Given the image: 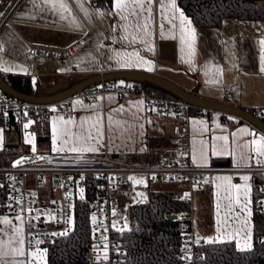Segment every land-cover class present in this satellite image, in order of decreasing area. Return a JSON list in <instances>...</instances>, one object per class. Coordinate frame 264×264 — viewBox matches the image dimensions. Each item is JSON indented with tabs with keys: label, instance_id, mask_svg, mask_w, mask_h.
I'll list each match as a JSON object with an SVG mask.
<instances>
[{
	"label": "crops",
	"instance_id": "1",
	"mask_svg": "<svg viewBox=\"0 0 264 264\" xmlns=\"http://www.w3.org/2000/svg\"><path fill=\"white\" fill-rule=\"evenodd\" d=\"M63 3L70 13L60 8V0H0L1 72L30 75L34 79L33 89L37 80L43 89L55 84L62 89L97 73L142 70L155 72L204 98L264 112L262 22L228 17L220 27L210 29L185 23L182 42L179 13L184 11L177 0H174L175 7L173 0H151V3L122 0L125 5L122 10L115 7V0L103 9L96 7L92 0H80V3L63 0ZM184 16L190 20L185 13ZM86 26L90 28L87 46L67 59L44 60L34 65L26 52L25 41L63 46L81 36ZM191 29L195 30L194 40ZM71 79L75 81H67ZM223 88L233 91L228 101ZM68 101L70 113L62 111V103L52 104L45 120L49 132L47 141L38 143L37 123L20 126L23 146L46 144L51 151L62 149L55 152H84L71 149L95 147L97 151L86 153L118 154L119 158L132 156L133 159L147 152L159 155V160L178 155L170 143L175 124L173 112L157 120L153 110L138 96H130L123 104L114 90L88 100L76 94ZM226 115L200 108L193 110L189 119V158L197 165L228 163L231 167L264 168V156L254 151L253 144V141L260 142L263 132L240 118L229 120ZM0 130L1 149L5 142L2 125ZM23 146L19 150L27 151ZM244 176L249 179H241ZM222 177L231 179H218ZM262 184L247 171L213 173L204 188L192 192L193 233L207 241L233 242L238 250L251 249L255 242L254 198L257 194L264 205ZM41 188V193L42 189L36 192L45 194L46 187ZM237 196L242 205L247 204L250 216L249 211H242L236 205ZM5 220L9 223H4ZM257 228L264 229V220L257 222ZM23 230L20 214L7 210L0 213V252L9 253L0 256V261L47 264L46 241L29 247ZM249 230L250 238L247 237ZM248 243L251 247L245 248ZM16 248L24 255L14 254Z\"/></svg>",
	"mask_w": 264,
	"mask_h": 264
},
{
	"label": "built area",
	"instance_id": "2",
	"mask_svg": "<svg viewBox=\"0 0 264 264\" xmlns=\"http://www.w3.org/2000/svg\"><path fill=\"white\" fill-rule=\"evenodd\" d=\"M89 34L90 28L86 26L81 36L63 46L25 41L26 52L34 65L44 60L67 59L87 46ZM31 83L34 84L33 78ZM108 90H114L123 104L128 102L130 96H138L153 110L157 120H163L168 112H173L175 124L170 143L178 155L157 161H124L109 154L20 150L9 165L0 166V173L3 174L0 187H4L8 192V211L18 213L23 218L24 238L29 247H37L43 241L73 232L74 202L76 199L85 200L90 210L93 232V264H123L126 249L121 239L128 229L131 207L149 201V189L153 183L186 182L188 195L184 196L183 201L189 203L190 214L192 192L204 188L209 177L217 171H229L234 174L247 171L264 183V168L261 167L197 165L192 162L189 158V119L195 106L191 103L136 92L122 84L111 88L107 83H101L84 89L78 95L88 100L103 95ZM223 92L225 100L228 101V96L232 95L233 91L223 88ZM68 100L58 102L62 103L61 109L64 113L71 111ZM51 106L52 104L27 102L0 91V111L4 114L12 113L21 127L29 122L45 121ZM226 116H229V120L236 118ZM18 160L22 162L17 165L15 162ZM130 176L143 179L144 182L135 183L128 179ZM33 185H43L47 192L40 195ZM260 190L264 193L263 184ZM189 216L191 218V215ZM182 240L185 246L180 264H197L202 255L196 246L205 242V239L195 235L189 223L183 231ZM105 255L107 259L104 258Z\"/></svg>",
	"mask_w": 264,
	"mask_h": 264
},
{
	"label": "trees",
	"instance_id": "3",
	"mask_svg": "<svg viewBox=\"0 0 264 264\" xmlns=\"http://www.w3.org/2000/svg\"><path fill=\"white\" fill-rule=\"evenodd\" d=\"M96 7L103 9L113 0H92ZM177 4L197 28H218L225 18L256 20L264 24V0H177ZM2 78L23 93L44 94L40 82L33 89L31 76L0 71ZM118 83L133 88L136 92L149 95L179 99L171 92L149 82L116 80L107 82L112 88ZM6 95V94H5ZM199 109V108H195ZM256 113V112H255ZM264 120V112L256 113ZM37 141L49 139L45 121L37 123ZM0 125L3 126L5 142L0 149V166H7L19 154L23 146L20 125L12 113L0 111ZM39 139V140H38ZM45 139V140H43ZM29 150V146H23ZM132 156L120 157L124 161H157L159 155L147 152L138 159ZM159 158V159H158ZM3 174L0 173V178ZM186 182L157 181L150 186L149 201L131 207L128 229L121 241L126 249L123 264H180L184 251L183 231L190 223V206L183 198L187 191ZM8 192L0 187V213L7 209ZM263 201L255 194L253 218L255 221V242L251 249L238 250L233 242L207 241L197 244L202 257L197 264H260L264 262V229L257 228V222L264 220ZM75 227L68 235L48 240L44 243L47 252V264H93L91 246L93 232L90 210L87 202L76 199L74 202ZM176 215V219H168Z\"/></svg>",
	"mask_w": 264,
	"mask_h": 264
},
{
	"label": "water",
	"instance_id": "4",
	"mask_svg": "<svg viewBox=\"0 0 264 264\" xmlns=\"http://www.w3.org/2000/svg\"><path fill=\"white\" fill-rule=\"evenodd\" d=\"M116 80H131L140 82H149L155 84L172 94L179 97L181 100L191 103L197 108L218 111L224 114L241 118L242 120L251 123L257 129L264 133V120H262L255 112L246 110L239 106H235L229 102L216 101L204 98L192 90H188L178 83L158 75L155 72L142 70H113L104 73H97L71 85H66L60 89V86L55 84L44 89V94L23 93L15 89L6 79L0 76V91L8 96L18 98L27 102L36 104H54L65 99H69L91 86L107 83ZM39 140V139H38ZM45 140V139H43ZM118 158V154L111 155ZM219 165H229L228 163H219ZM176 215H170L168 219H176Z\"/></svg>",
	"mask_w": 264,
	"mask_h": 264
},
{
	"label": "snow or ice",
	"instance_id": "5",
	"mask_svg": "<svg viewBox=\"0 0 264 264\" xmlns=\"http://www.w3.org/2000/svg\"><path fill=\"white\" fill-rule=\"evenodd\" d=\"M45 2H49V0H45ZM149 3H151V0H148ZM77 3H80V0H77ZM55 6V5H54ZM60 8H62L65 12L67 13H70V9L67 7V5L65 3H63V0H60ZM125 5H123L122 3V0H115V7L117 9H123ZM161 7H163V4L161 5ZM173 7H175V4H174V0H173ZM87 15V13H85ZM98 15H102L100 13H97ZM2 15V14H0ZM179 18H180V23H181V28H182V34H181V40L182 42L185 40V36L183 34V26L185 25V23L187 24H191V21L190 20H187V18L184 16V13L181 11L179 13ZM75 22V21H73ZM79 26V25H77ZM191 39L194 40L195 39V30L194 29H191ZM261 44H264V41H261ZM191 47V45H189ZM261 62H262V65H264V55L261 56ZM5 71H7V69H5ZM261 71H264V67L261 68ZM25 127L27 128L28 125H25ZM2 131V130H0ZM89 139H94V137H91L89 136ZM27 142V141H26ZM253 144L255 145V148H254V151L256 153H258L259 155L261 156H264V137L261 138L260 142H257V141H253ZM54 151H57V150H62V149H53ZM72 151H84V152H94V151H97V149L95 147H87V148H83V149H76V148H73L71 149ZM33 151H35V149L33 148ZM22 161L21 160H18L15 162V164H20ZM129 180H132L134 181L135 183H143V179H137L136 177H133V176H130L128 177ZM218 179H231L230 177H222V178H218ZM241 179L247 181L249 179V177L247 176H244V177H241ZM238 187V186H237ZM188 194H185V196H187ZM245 200H247V195L245 194ZM235 203L237 206H240L242 211H249L248 208H247V204H241V201H240V198L239 196L236 197V200H235ZM249 216H250V211H249ZM4 223H9V221L5 220ZM17 231H19V229H17ZM251 236V231L249 230L248 233H247V237L250 238ZM22 243V241H21ZM251 247V244L248 243V244H245V248H250ZM243 250V249H241ZM13 253L16 254V255H24V252L19 249V248H16V249H13ZM9 253L8 252H0V256H6L8 255ZM105 259H107V256L105 255L104 257ZM0 264H4V262L0 261Z\"/></svg>",
	"mask_w": 264,
	"mask_h": 264
},
{
	"label": "rangeland",
	"instance_id": "6",
	"mask_svg": "<svg viewBox=\"0 0 264 264\" xmlns=\"http://www.w3.org/2000/svg\"><path fill=\"white\" fill-rule=\"evenodd\" d=\"M68 82H73V81H75V80H73V79H71V80H67ZM77 81V80H76ZM149 95V94H148ZM33 148L35 149V150H42V151H51V149L50 148H48L47 147V145L46 144H44V145H42V146H37V147H32V148H29V150H32L33 151ZM111 156V155H110ZM43 186V185H42ZM42 186H39V188H38V186L37 185H33V188L34 189H36L37 191H39V189H42L41 191H39V193H41L42 191H43V188H41ZM41 195H44L43 193L41 194Z\"/></svg>",
	"mask_w": 264,
	"mask_h": 264
}]
</instances>
